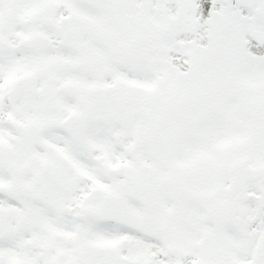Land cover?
Here are the masks:
<instances>
[{
  "label": "snow or ice",
  "instance_id": "1",
  "mask_svg": "<svg viewBox=\"0 0 264 264\" xmlns=\"http://www.w3.org/2000/svg\"><path fill=\"white\" fill-rule=\"evenodd\" d=\"M0 264H264V0H0Z\"/></svg>",
  "mask_w": 264,
  "mask_h": 264
}]
</instances>
